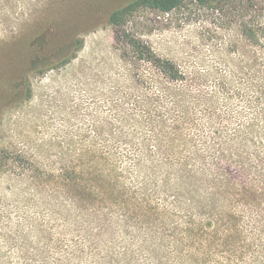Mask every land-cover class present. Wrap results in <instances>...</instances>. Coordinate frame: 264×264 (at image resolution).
<instances>
[{
  "label": "rangeland",
  "instance_id": "1",
  "mask_svg": "<svg viewBox=\"0 0 264 264\" xmlns=\"http://www.w3.org/2000/svg\"><path fill=\"white\" fill-rule=\"evenodd\" d=\"M128 1L0 0V264H184L182 255L204 235L198 225L216 215L200 211L185 191L172 189L180 196L167 205L151 202L138 179L127 182L112 164L116 190L131 196L140 188V206L113 195L90 202L74 190L100 186L89 177L104 159L131 155L128 143L148 152L150 105L161 111L167 83L135 57L129 38L186 72L208 140L227 121L220 109L242 105V94L254 110L264 108V0H188L169 12L140 7L114 26L110 13ZM41 34L70 61L28 71V43ZM24 76L31 93L15 101ZM259 169L264 190V159ZM261 206L260 220L213 216L210 254L196 264H264V233L256 230L264 195Z\"/></svg>",
  "mask_w": 264,
  "mask_h": 264
},
{
  "label": "trees",
  "instance_id": "2",
  "mask_svg": "<svg viewBox=\"0 0 264 264\" xmlns=\"http://www.w3.org/2000/svg\"><path fill=\"white\" fill-rule=\"evenodd\" d=\"M187 1L129 0L110 13L109 22L114 26H123L127 18L140 7L169 12ZM194 1L207 4L214 0ZM252 36L255 37L256 34L252 33ZM129 40L127 43L132 46L135 57L154 66L167 83L162 93L161 111H154L153 104L150 105L147 121L153 128V133L145 139L148 152L146 154L144 148L128 143L132 149L129 151L131 155L121 154L113 158L112 162L104 159L101 172L89 177L93 182H100V186L83 183L74 191L80 193V198L90 202L104 201L113 195L115 200L122 199L137 208L142 204L138 202L140 188L145 190L151 202L155 201L160 205L162 202L167 205L171 198L180 196L171 193L173 189L178 193L185 191L186 195L183 196L189 198L192 204H196L195 207L200 211L208 210L222 217L226 215L243 223L247 218L260 220L264 195L259 169V162L264 159V108L254 110L250 103L245 102L242 94V105L229 103L227 108L220 109V114L227 121L222 123L224 126L221 129L213 130L214 137L208 140L200 131L202 118L200 109L196 107L198 100L192 103L190 88L186 86V72L176 62L159 56L144 43L132 38ZM48 44L45 34L33 38L28 43V71L55 68L70 61V57L59 55L60 48ZM24 72L25 75L27 72ZM26 76L20 79V84L15 85V89L19 90L15 93V101L24 98L25 93H31L29 78ZM184 94L188 97H184ZM255 97L261 99L258 94ZM203 104L206 110L214 112L211 102L206 101ZM196 137L205 139L197 145ZM110 164L113 169L121 171L120 174H123L127 182L131 178L138 179L140 188H133L131 196L125 195L123 188L116 190L115 175L108 172ZM76 176L68 177L76 183ZM115 190L118 192L115 193ZM231 196L236 198L232 199ZM115 203L119 205L120 201ZM172 203L175 202L171 201ZM147 206L152 207L150 204ZM143 208L141 211H145ZM216 215L209 216L204 223L198 222L201 225H197L204 235L201 234L198 244L190 246L182 255L184 264H196L202 259L206 262V256L210 252L205 250V245L210 238L213 241L215 239V234L210 233L207 227H213V218ZM256 230L264 233V224L259 223ZM182 236L184 240L189 241V236ZM196 257H200V260Z\"/></svg>",
  "mask_w": 264,
  "mask_h": 264
}]
</instances>
